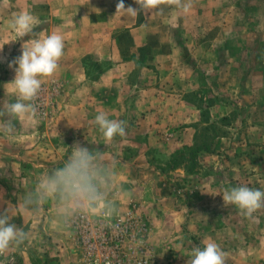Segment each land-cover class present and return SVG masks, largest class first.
Here are the masks:
<instances>
[{"label":"rangeland","instance_id":"374dc122","mask_svg":"<svg viewBox=\"0 0 264 264\" xmlns=\"http://www.w3.org/2000/svg\"><path fill=\"white\" fill-rule=\"evenodd\" d=\"M117 3L0 0V108L18 98L8 63L26 41L67 34L57 72L42 79L38 117L0 131V195L22 200L63 167L73 146H87L114 174L111 215L132 212L120 240L123 264H187L208 240L227 254L225 264H264V208L247 218L222 198L242 185L264 191V0H191L187 14L161 5L162 14L135 17L116 13ZM21 11L39 21L37 35L9 28ZM77 37L94 48L78 56ZM100 112L126 122L125 135L106 142L95 126ZM203 144L207 150L192 152ZM53 208L48 200L27 218L10 216L28 238L0 264H23L24 255L32 264H61L60 247L91 264L73 218L64 221L65 241L49 234Z\"/></svg>","mask_w":264,"mask_h":264},{"label":"clouds","instance_id":"9594fccd","mask_svg":"<svg viewBox=\"0 0 264 264\" xmlns=\"http://www.w3.org/2000/svg\"><path fill=\"white\" fill-rule=\"evenodd\" d=\"M138 8L126 7L124 0H118L116 13L126 12L137 16L141 12L151 14L152 10L163 13L161 5L175 7L187 14L191 0H134ZM39 21L29 12L14 14L9 21V28L20 37L37 35L34 28ZM22 46L21 55L8 63L15 72L11 82L17 99L0 108V131L11 134L15 130V121H32L38 117V105L35 103L42 87V79L53 76L64 55V40L60 34L52 33L43 38L28 39ZM3 47H0V51ZM106 142H111L117 135L124 136L126 122L109 119L104 112L95 116ZM114 174L103 163L99 152L87 146L76 144L63 167L52 170L42 176L36 189L25 196L23 207L38 211L40 206L52 200L57 213L65 221L95 208L103 202L106 213L115 211L109 199ZM223 204L234 205L240 213L252 218L253 214L264 208V191L248 186H237L225 189L222 195ZM28 238L23 228L11 222V217L0 212V255L13 247H19ZM227 254L214 241L204 242L203 248L195 247L190 253L187 264H225Z\"/></svg>","mask_w":264,"mask_h":264},{"label":"built area","instance_id":"2783aa9c","mask_svg":"<svg viewBox=\"0 0 264 264\" xmlns=\"http://www.w3.org/2000/svg\"><path fill=\"white\" fill-rule=\"evenodd\" d=\"M71 222L80 235L85 237L84 244L82 243L85 248L84 257L91 264H123L125 262L120 254V240L131 225V211H125L116 216L106 213L104 207H100L97 214L88 211L77 214ZM127 260L131 259L127 257ZM140 263L147 264V261H140Z\"/></svg>","mask_w":264,"mask_h":264},{"label":"crops","instance_id":"0c3cea01","mask_svg":"<svg viewBox=\"0 0 264 264\" xmlns=\"http://www.w3.org/2000/svg\"><path fill=\"white\" fill-rule=\"evenodd\" d=\"M99 9H100V11L95 10L94 11L95 13H93V14H96V12L97 13L101 12L103 9V6H99ZM79 29H80L79 30L80 33L81 34L83 33V35H85L84 31L88 30V29L85 30L84 26L79 27ZM61 36L63 37L64 41L67 40V34L66 33H62ZM85 38H89V37L87 35H85ZM85 38L83 37V39L79 40V37H77V39H75V41H74L76 50L79 49V52L77 51L78 56H82L85 53L90 52L94 48L95 43L90 45V42H88V39H85ZM65 79H68L70 82H72L74 80V75H71L70 72H66V78ZM96 90H99V89H95V91ZM96 92L92 91V95H95ZM84 94H85V92H84ZM95 126L99 130V126L97 124ZM71 127H69L68 124L62 125V128L65 130H68ZM1 187H4L3 184L1 185ZM3 189H5V188H3ZM23 201H24V198L22 200H18L16 202H14L12 199H10V197L5 198V196L0 195V212L4 211L9 216H17V217L23 216L24 218H27V216H28L27 214H29V209L26 210L23 207ZM60 219L63 221V223H62V221H60L58 223L57 220H60ZM47 221H48L47 231L49 232V234L50 235L52 234L54 237L59 238L60 241H63V240L65 241V239L68 237L69 232H68V229L65 227V224H64L65 220L61 216L58 215L57 209H55V208H53L52 210L49 209V215H48ZM57 256H59V260L62 261L61 264H71V262L74 264H85L79 258V254L76 251H72V250L69 251L66 248L60 247L59 253L57 254ZM78 259H80V260L78 261ZM23 264H32V261L29 258V255L23 256Z\"/></svg>","mask_w":264,"mask_h":264},{"label":"trees","instance_id":"16d2710c","mask_svg":"<svg viewBox=\"0 0 264 264\" xmlns=\"http://www.w3.org/2000/svg\"><path fill=\"white\" fill-rule=\"evenodd\" d=\"M195 145H198V144H195ZM194 145V146H195ZM194 149H192V152L193 153H195V152H199V151H201V150H207V147H206V145L205 144H203L202 145V147H200V146H195V147H193Z\"/></svg>","mask_w":264,"mask_h":264}]
</instances>
